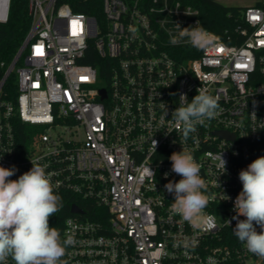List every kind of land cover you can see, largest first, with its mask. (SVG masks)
<instances>
[{"label":"built area","instance_id":"2783aa9c","mask_svg":"<svg viewBox=\"0 0 264 264\" xmlns=\"http://www.w3.org/2000/svg\"><path fill=\"white\" fill-rule=\"evenodd\" d=\"M198 1L103 0L100 24L68 3L29 0L31 27L0 81L1 95L17 74L16 102L0 99V166L15 167L16 180L36 161L56 194L85 203L63 220V238L76 241L67 264H264L232 232L239 172L264 156V0H214L240 12L221 34L204 25ZM11 5L0 0V24ZM176 24L215 43L197 49ZM199 88L219 98L218 114L185 141L172 113ZM14 117L40 128L26 147ZM183 149L201 166L212 226L172 211L164 186L182 177L169 157Z\"/></svg>","mask_w":264,"mask_h":264},{"label":"clouds","instance_id":"9594fccd","mask_svg":"<svg viewBox=\"0 0 264 264\" xmlns=\"http://www.w3.org/2000/svg\"><path fill=\"white\" fill-rule=\"evenodd\" d=\"M175 26L180 37L187 38L197 49L215 43V36L202 27ZM197 93L190 102L186 95H181V106L172 113L185 141L198 124L214 119L219 110L218 97L200 88ZM166 114L165 106L164 118ZM157 144L152 140L154 152ZM169 159L172 171L182 177L178 182L169 181L164 186L174 196L172 211L195 228L212 226V217L205 211L209 204L208 186L201 175L200 164L185 149L172 153ZM218 159L225 172L226 161L221 153ZM31 163L32 168L16 180L9 179L15 174V167L0 166V264H8L9 260L13 264H67L64 259L67 249L76 241L71 235L62 238L60 230L49 224L50 218L63 208V198L56 194L46 167L36 161ZM167 175L165 173V177ZM239 180L242 191L234 201L236 215L232 219L237 222L232 232L249 253L264 259V156L241 170ZM184 243L188 246L189 241L186 239Z\"/></svg>","mask_w":264,"mask_h":264},{"label":"trees","instance_id":"16d2710c","mask_svg":"<svg viewBox=\"0 0 264 264\" xmlns=\"http://www.w3.org/2000/svg\"><path fill=\"white\" fill-rule=\"evenodd\" d=\"M59 1L68 3L75 12H82L95 17L100 24L105 20L102 11L103 0ZM197 5L201 8V18L204 25L218 34L222 33L224 27L231 26L234 22V17L240 13L237 7L226 6L214 0H199ZM32 20L33 17L30 13L29 0H12L9 21L0 24V81L23 43L31 27ZM85 62L96 64L97 61L94 59H85ZM17 96V74L13 71L2 87L0 99L16 102ZM13 123L17 133V139L20 141V145H25V147L30 144L31 134L38 129L40 130V128L35 129L26 126L18 117H14ZM58 195L62 196L64 206L50 218L49 224L51 227H57L63 238V220L65 216L70 214L71 204L76 202L84 206L85 203L79 201L71 193L61 192Z\"/></svg>","mask_w":264,"mask_h":264},{"label":"water","instance_id":"95a60500","mask_svg":"<svg viewBox=\"0 0 264 264\" xmlns=\"http://www.w3.org/2000/svg\"><path fill=\"white\" fill-rule=\"evenodd\" d=\"M102 92H103V94L105 95V90L104 89H102ZM71 211L72 212H80L81 211V209H80V207L78 206V205H72V208H71Z\"/></svg>","mask_w":264,"mask_h":264},{"label":"rangeland","instance_id":"374dc122","mask_svg":"<svg viewBox=\"0 0 264 264\" xmlns=\"http://www.w3.org/2000/svg\"><path fill=\"white\" fill-rule=\"evenodd\" d=\"M62 129H63L62 127H59L57 130H59V131H60V130H62Z\"/></svg>","mask_w":264,"mask_h":264}]
</instances>
